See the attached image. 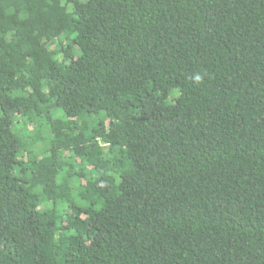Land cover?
Returning a JSON list of instances; mask_svg holds the SVG:
<instances>
[{
	"label": "trees",
	"instance_id": "trees-1",
	"mask_svg": "<svg viewBox=\"0 0 264 264\" xmlns=\"http://www.w3.org/2000/svg\"><path fill=\"white\" fill-rule=\"evenodd\" d=\"M0 264H264V0H0Z\"/></svg>",
	"mask_w": 264,
	"mask_h": 264
},
{
	"label": "rangeland",
	"instance_id": "rangeland-1",
	"mask_svg": "<svg viewBox=\"0 0 264 264\" xmlns=\"http://www.w3.org/2000/svg\"><path fill=\"white\" fill-rule=\"evenodd\" d=\"M57 116L60 117L62 116L61 113H57ZM41 125H42V121L41 120H38V123L37 125L36 124H33L32 126H30V128L28 129L29 131H32V134L30 136H32L33 134H35L33 137H31L32 139L34 140H38L41 136H39L40 132H41ZM21 136V135H20ZM22 141V144L24 146V148L26 149V151L28 153L30 152H37L36 150V142L35 144H33V142H29V139H20ZM39 146V145H38Z\"/></svg>",
	"mask_w": 264,
	"mask_h": 264
},
{
	"label": "clouds",
	"instance_id": "clouds-1",
	"mask_svg": "<svg viewBox=\"0 0 264 264\" xmlns=\"http://www.w3.org/2000/svg\"><path fill=\"white\" fill-rule=\"evenodd\" d=\"M197 79H199V77H197Z\"/></svg>",
	"mask_w": 264,
	"mask_h": 264
}]
</instances>
